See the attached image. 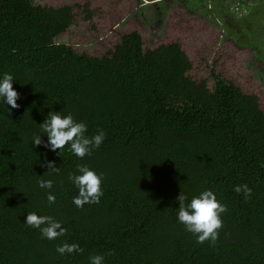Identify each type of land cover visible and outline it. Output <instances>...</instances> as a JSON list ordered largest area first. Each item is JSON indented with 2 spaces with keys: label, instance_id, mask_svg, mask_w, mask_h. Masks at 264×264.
Returning <instances> with one entry per match:
<instances>
[{
  "label": "trees",
  "instance_id": "trees-1",
  "mask_svg": "<svg viewBox=\"0 0 264 264\" xmlns=\"http://www.w3.org/2000/svg\"><path fill=\"white\" fill-rule=\"evenodd\" d=\"M250 1L264 5L240 0L237 8ZM74 22L71 6L0 0V73L13 75L20 95L15 109L0 103V264H89L97 254L104 264H264L258 96L214 70L213 89L195 81L179 42L145 51L137 31L103 57L78 53L57 41ZM237 24L241 47L264 41V34H244ZM259 72L263 79L264 69ZM50 111L86 123L89 137L102 129L103 143L83 159L67 145L61 152L33 148L32 136L45 135L39 125ZM46 161L59 173L45 174ZM77 164L103 174L98 204L73 203L79 189L68 175ZM41 178L53 180L54 204L39 187ZM245 184L252 190L247 199L234 190ZM209 189L227 210L217 240L200 243L178 222L177 197L184 193L187 203ZM30 212L62 222L65 235L42 238L24 223ZM63 243L82 251L61 256L56 247Z\"/></svg>",
  "mask_w": 264,
  "mask_h": 264
},
{
  "label": "rangeland",
  "instance_id": "rangeland-1",
  "mask_svg": "<svg viewBox=\"0 0 264 264\" xmlns=\"http://www.w3.org/2000/svg\"><path fill=\"white\" fill-rule=\"evenodd\" d=\"M218 1L33 0L42 6L73 7L75 22L57 41L78 53L103 57L133 31L142 35L145 51L179 42L193 65L190 75L195 81H206L213 89L214 70L244 93L257 95L264 111V78L259 72L264 60L257 59L258 53H264V41L258 47H241L243 41L234 29L238 23L244 34H264L259 29L264 25V5L250 1L247 8L244 5L239 10L240 0ZM86 4L92 13L89 21Z\"/></svg>",
  "mask_w": 264,
  "mask_h": 264
},
{
  "label": "clouds",
  "instance_id": "clouds-1",
  "mask_svg": "<svg viewBox=\"0 0 264 264\" xmlns=\"http://www.w3.org/2000/svg\"><path fill=\"white\" fill-rule=\"evenodd\" d=\"M14 77L11 73H0V103L11 106L15 109L19 107L17 100L19 93L13 88ZM45 135L34 133L32 136V147H43L55 152L57 149L70 151L76 157L83 159L91 156L95 149H98L105 139V132L101 129L91 137L87 136L88 126L82 121L74 119L71 113L50 111L44 121L39 125ZM46 136L45 141L42 137ZM60 154V153H59ZM41 167H47L45 174L51 176L59 173V168L54 162L46 161ZM44 174V175H45ZM68 179L79 189L78 196L73 198V203L81 208L85 204H98L103 195L101 183L103 174L96 173L86 164H77L76 171L69 173ZM38 185L47 193L48 203L54 204L55 195L50 191L53 187L52 179H39ZM235 192L243 193L247 199L252 190L245 185H236ZM179 208L177 209V220L183 224L185 230L196 236L197 241L203 243L205 240L215 242L218 238V230L223 227L221 215L226 212L227 205L221 203L212 190H204L199 195L193 196L189 202L188 197L181 192L177 197ZM26 225L39 229L41 237L48 240H55L63 237L66 229L62 222L48 215H38L30 212L26 215L24 222ZM82 249L77 243H63L56 247V252L61 256L81 252ZM104 255L97 254L89 257V264H104Z\"/></svg>",
  "mask_w": 264,
  "mask_h": 264
}]
</instances>
